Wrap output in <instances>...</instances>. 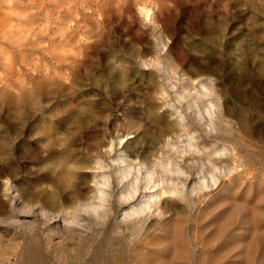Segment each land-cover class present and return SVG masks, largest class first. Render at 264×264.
I'll list each match as a JSON object with an SVG mask.
<instances>
[{
	"label": "rangeland",
	"instance_id": "374dc122",
	"mask_svg": "<svg viewBox=\"0 0 264 264\" xmlns=\"http://www.w3.org/2000/svg\"><path fill=\"white\" fill-rule=\"evenodd\" d=\"M0 264H264V0H0Z\"/></svg>",
	"mask_w": 264,
	"mask_h": 264
}]
</instances>
